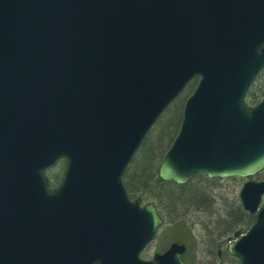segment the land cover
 <instances>
[{"label":"water","instance_id":"95a60500","mask_svg":"<svg viewBox=\"0 0 264 264\" xmlns=\"http://www.w3.org/2000/svg\"><path fill=\"white\" fill-rule=\"evenodd\" d=\"M264 0H0V264H184L140 256L162 220L126 170L188 85L163 182L264 171ZM68 162L49 193L44 171ZM254 222L229 252L264 264V181L240 193Z\"/></svg>","mask_w":264,"mask_h":264},{"label":"rangeland","instance_id":"374dc122","mask_svg":"<svg viewBox=\"0 0 264 264\" xmlns=\"http://www.w3.org/2000/svg\"><path fill=\"white\" fill-rule=\"evenodd\" d=\"M254 91L264 92V73L257 79ZM190 94L186 91L176 104L185 103ZM151 144H155V141H152L148 146L150 147ZM157 145L161 146L160 141H157ZM161 162V160L155 159V169L160 167ZM45 173L46 177L54 182V179L61 173V168L56 167ZM258 177L264 180V173ZM257 179H254V181ZM243 184V181L239 179H209L206 176H198L186 186L174 184L162 186L161 188L158 186L161 189L160 191L155 194H147V202H143V204L151 203L155 205L164 223L156 240L146 250L142 258L151 260L155 254L165 251L168 243L174 241H189L191 243L193 237L195 246L199 247L202 244L201 240H208V237L216 233H211L212 231L230 229L232 232L247 231L250 226H247L248 223L246 222L242 223L240 221L232 226L223 223L224 220H227V214L234 213L240 207V190ZM160 193H162L161 196H157ZM156 196L160 201L155 199ZM171 196H174L178 202L171 204L168 200V198L171 199ZM233 235V233H230V235L225 236V239L233 238ZM192 250H195L194 247ZM205 258L201 259V255H199L195 264H208L210 259Z\"/></svg>","mask_w":264,"mask_h":264},{"label":"trees","instance_id":"16d2710c","mask_svg":"<svg viewBox=\"0 0 264 264\" xmlns=\"http://www.w3.org/2000/svg\"><path fill=\"white\" fill-rule=\"evenodd\" d=\"M255 84L246 98V105L249 108L255 107L264 98V92L260 93L259 91H254ZM196 86L197 81H194L190 85L188 93H192ZM177 102L178 101H176L160 118L124 175L123 182L132 200L141 199L145 203L147 202V194L157 193L161 190L160 188L162 186L173 185L167 184L159 178V168L157 167L155 169L154 161L156 158L161 161L163 160L165 154L171 148L173 142L178 136L183 121V109L185 103L176 104ZM152 141H155V144H151L149 147L148 144ZM157 141H160V147L157 145ZM66 165L67 163L65 161H60L57 164L56 167L61 168V173L54 179V182H52L50 178L46 177L49 192L53 193L61 184L64 177L63 172L65 173L66 170ZM158 186H160V188ZM161 194L162 193L157 196H161ZM155 199L160 201L158 197ZM168 200L171 204L178 202V200H175L174 196H171V199L168 198ZM226 219L227 220H224L223 223L227 226H232L235 220H239L238 222L241 221L242 223L246 222L248 223L247 226H251L253 224V218L245 213L241 206L238 207L234 213H229V215L227 214Z\"/></svg>","mask_w":264,"mask_h":264},{"label":"flooded vegetation","instance_id":"af4514ba","mask_svg":"<svg viewBox=\"0 0 264 264\" xmlns=\"http://www.w3.org/2000/svg\"><path fill=\"white\" fill-rule=\"evenodd\" d=\"M256 178H258L256 181L262 180L258 176L255 177L254 179ZM249 181H246V182H249ZM246 182L243 181L244 184ZM234 223H238V221L235 220ZM213 232H216V233L208 237V240H205V239L201 240L202 244L199 247L195 246V243L193 241L194 237L192 236L193 238H191L192 239L191 243L189 241H174L170 244L168 243L167 249H165V251H163L162 253L155 254L151 260H144L142 256L144 255L146 250L149 248L148 247L141 255V258L144 261H153L156 255L166 253L172 245L177 244V245L185 247V255L182 258L184 264H195V261L197 260V257L199 255H201V259H206L205 257L210 259V262H208V264H240L239 260L230 254L229 249H230L231 244L236 242L241 236H244L247 232L245 233L237 232V231L232 232L231 229L224 230V231H212L211 233ZM230 233L234 234L232 236L233 238L229 237V239H225V236L230 235ZM195 241H198V240H195ZM193 243H194L193 247L195 249L194 251L192 250Z\"/></svg>","mask_w":264,"mask_h":264}]
</instances>
